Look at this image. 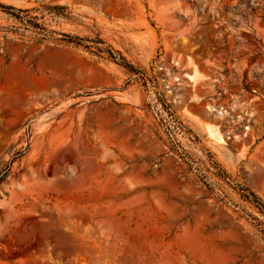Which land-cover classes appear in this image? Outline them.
I'll list each match as a JSON object with an SVG mask.
<instances>
[{
    "label": "rangeland",
    "instance_id": "374dc122",
    "mask_svg": "<svg viewBox=\"0 0 264 264\" xmlns=\"http://www.w3.org/2000/svg\"><path fill=\"white\" fill-rule=\"evenodd\" d=\"M0 6V264H264V0Z\"/></svg>",
    "mask_w": 264,
    "mask_h": 264
},
{
    "label": "trees",
    "instance_id": "16d2710c",
    "mask_svg": "<svg viewBox=\"0 0 264 264\" xmlns=\"http://www.w3.org/2000/svg\"><path fill=\"white\" fill-rule=\"evenodd\" d=\"M0 8L1 9H5V10L6 9L11 10V8H7V7H1L0 6ZM74 40L77 41V42H82V40H80V39H74ZM90 43L94 44V42H90ZM95 43H100L101 44L100 41L95 42ZM96 51L98 53H101V50L98 49V48H96ZM106 53L108 54V57L111 60L116 61L119 65L125 67L129 71H132L133 70L132 67L127 62H125V60L122 57L118 56L116 53H114V52H112L110 50H107ZM8 171H9L8 166H5L4 169L0 171V183L5 179L6 174H7ZM221 174H223V171H221ZM238 190L241 191V193H242L241 196H242V198L244 200H248L249 198H251L252 199V201H251L252 204L256 208H258V210H259L260 213H262L264 215V203L259 198H257L252 193L248 192L246 189L239 188ZM262 234H263V238H264V231H263Z\"/></svg>",
    "mask_w": 264,
    "mask_h": 264
},
{
    "label": "bare ground",
    "instance_id": "6f19581e",
    "mask_svg": "<svg viewBox=\"0 0 264 264\" xmlns=\"http://www.w3.org/2000/svg\"><path fill=\"white\" fill-rule=\"evenodd\" d=\"M197 74L195 70H192V72L190 74L186 75V78L189 80L190 83L192 84H196L197 82ZM208 107V106H207ZM211 107H208V110H211ZM219 115H223L222 112H219ZM204 132L206 133V135L208 136V138L212 141V143L214 145H221V144H225L222 136L220 135V133L216 130V127L213 125L211 126V124H205L204 125Z\"/></svg>",
    "mask_w": 264,
    "mask_h": 264
}]
</instances>
